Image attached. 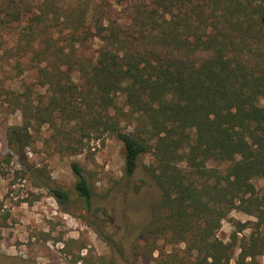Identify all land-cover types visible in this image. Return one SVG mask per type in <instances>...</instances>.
Instances as JSON below:
<instances>
[{"label": "trees", "instance_id": "trees-1", "mask_svg": "<svg viewBox=\"0 0 264 264\" xmlns=\"http://www.w3.org/2000/svg\"><path fill=\"white\" fill-rule=\"evenodd\" d=\"M7 32L16 42L4 54L36 67L46 88L17 98L10 157L22 158L44 125L71 154L83 151L77 131L115 135L126 177L142 155L154 158L147 170L162 197L141 236L163 239L155 264H261V234L225 242L217 232L234 209L264 221L255 184L264 178V0H0L1 46ZM119 100L129 112L116 113ZM71 166L93 210L85 169ZM42 184L71 203L49 175Z\"/></svg>", "mask_w": 264, "mask_h": 264}, {"label": "rangeland", "instance_id": "rangeland-1", "mask_svg": "<svg viewBox=\"0 0 264 264\" xmlns=\"http://www.w3.org/2000/svg\"><path fill=\"white\" fill-rule=\"evenodd\" d=\"M7 33L0 45V264H155L159 252L153 248L162 245L163 239L156 240L152 233L141 236L162 197L147 170L154 161L152 154L142 155L135 174L128 178L124 145L115 135L86 137L77 131L83 151L71 154L58 145L51 126L44 125L41 130L32 129V142L22 158L9 156L7 130L23 120L17 98L45 97L46 88L40 86L36 67L4 54V47L16 42V35ZM97 46L98 42L92 50ZM117 107V114L123 109L129 112L123 100ZM130 117L122 121L127 131L133 130ZM73 161L85 169L94 188L93 210L75 190ZM48 175L69 190L67 207L43 186ZM255 184L264 214V178ZM251 232L264 238V221L234 209L222 221L217 236L231 242L235 234L242 239ZM239 252L236 248L232 262ZM258 261L264 264V253Z\"/></svg>", "mask_w": 264, "mask_h": 264}]
</instances>
